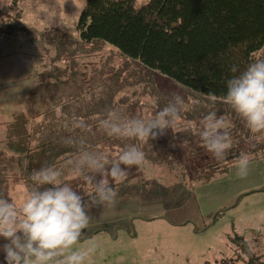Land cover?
Instances as JSON below:
<instances>
[{"label": "trees", "instance_id": "trees-1", "mask_svg": "<svg viewBox=\"0 0 264 264\" xmlns=\"http://www.w3.org/2000/svg\"><path fill=\"white\" fill-rule=\"evenodd\" d=\"M13 22L17 24L13 35L28 38L26 33L34 31L20 15ZM75 28L81 42L70 34L65 35L66 42L62 36H53L50 42H34L37 53L41 52V64L24 106L14 111L10 120L0 121V197L13 200L10 183L22 181L29 188L32 171L45 165L62 168L68 182L82 178L71 164L80 149L66 145L68 137L83 136L87 150L102 151L112 158L136 144L145 153L144 167L174 169L169 164L172 156L156 140L140 144L110 138L98 127L110 110L137 118H150V113L143 104L127 97L115 99L127 83L120 78L121 68L108 77L101 78L99 73L92 80L77 69V52L85 45L113 46L142 68L156 70L189 90L216 98L204 117L213 111L223 117L236 147L232 157L215 163L201 141L182 156V166L196 168L212 163L199 175L204 181L238 162L245 155V147L252 158L264 155V134H252L224 102L226 81L254 58H264V0H148L138 5L136 0H85ZM49 29L45 27L42 35ZM233 66L237 73L231 71ZM75 119L86 121L91 131H69ZM232 241L237 246L235 254L220 259L219 264L259 262L246 240L235 236Z\"/></svg>", "mask_w": 264, "mask_h": 264}, {"label": "rangeland", "instance_id": "rangeland-1", "mask_svg": "<svg viewBox=\"0 0 264 264\" xmlns=\"http://www.w3.org/2000/svg\"><path fill=\"white\" fill-rule=\"evenodd\" d=\"M13 1L0 0V121L10 120V115L24 106L27 90L41 64V52L37 53L34 42H50L53 36H62L66 42V34L81 42L75 25L85 3ZM146 1L136 0V4ZM19 15L34 28L26 33L28 38L13 35L17 26L13 20ZM45 27L50 29L42 35ZM77 55V69L91 80L99 73L101 78L108 77L121 68L120 78L127 79V83L115 99L124 96L143 104L150 117L167 104L173 93L184 101L179 124L156 139L172 156L169 164L174 169L133 166L127 169L123 184L112 182L118 188L116 204L90 211L92 220L77 245L96 247L90 264H219L220 259L235 254V236L246 240L258 256L259 262L254 264H264V232L249 228L256 222V214L264 212V155L252 158L247 147L243 149L250 160L249 173L243 178L237 175L235 162L204 181L199 175L217 161L212 155L213 162L207 166H182V156L201 141L192 129L199 126L216 98L189 90L156 70L142 68L138 61L108 44L85 45ZM233 153L232 149L227 158ZM70 183L78 189L91 188L84 177ZM26 189L22 181L10 183V194L18 205Z\"/></svg>", "mask_w": 264, "mask_h": 264}, {"label": "clouds", "instance_id": "clouds-1", "mask_svg": "<svg viewBox=\"0 0 264 264\" xmlns=\"http://www.w3.org/2000/svg\"><path fill=\"white\" fill-rule=\"evenodd\" d=\"M237 73L236 66L231 68ZM224 102L245 122L252 134H264V58H254L238 74L226 81ZM67 102V101H66ZM181 96L173 93L167 104L150 118L126 116L110 110L98 127L110 138L134 140L140 144L156 140L180 122ZM90 132L86 121L75 119L69 131ZM201 145L218 162L236 147L223 117L209 112L198 127H193ZM64 143L80 149L72 167L84 177L90 189H78L66 181L64 170L45 165L33 170L31 186L19 205L0 197V252L3 264H90L96 247H78L89 227L93 208L117 202L118 188L127 178V169L140 166L144 151L136 144L125 147L112 158L102 151L86 148V138L68 137ZM250 160L241 155L236 167L241 178L249 173ZM97 177H99L97 179ZM111 181V182H110ZM251 230L264 232V212L256 214Z\"/></svg>", "mask_w": 264, "mask_h": 264}]
</instances>
